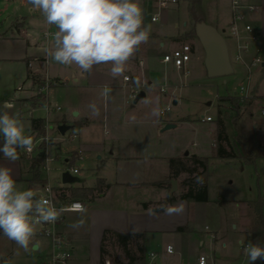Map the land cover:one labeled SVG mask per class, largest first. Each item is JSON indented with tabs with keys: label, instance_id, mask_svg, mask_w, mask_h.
I'll return each instance as SVG.
<instances>
[{
	"label": "crops",
	"instance_id": "0c3cea01",
	"mask_svg": "<svg viewBox=\"0 0 264 264\" xmlns=\"http://www.w3.org/2000/svg\"><path fill=\"white\" fill-rule=\"evenodd\" d=\"M207 1L210 3L212 0ZM246 1L261 6L257 12L250 13L248 16L264 42V0ZM139 2L144 10L145 24L151 25L149 39L140 45L128 61L124 74L113 78L110 75L111 64L97 65L91 72H83L76 65L65 66L49 59L45 50L52 47L56 27L48 25L39 11H33L28 0H0V113H19L25 125V135H29L33 132L32 117H25L29 105L23 103L32 92V80L29 78V73L38 75L48 73L54 79L50 72L51 70L57 72V84L61 85L67 97L61 101V111L53 112L51 113L53 115L49 116L52 121L50 127L54 128L55 123L57 126L71 125L70 128H74L73 131L77 132L78 137L66 153H76L80 150L82 152L80 160L89 161L96 173V180L90 185L82 184V179L81 183L67 186L65 197L70 198L69 188L72 186L94 187L98 178H103L105 183L109 184V187H104L92 201H84L85 213L71 211L64 214L59 229L70 239L72 257L69 264H100L101 242L107 231L122 234L144 233L146 254L150 251L157 252L155 264L157 262L199 264L200 255L207 256L206 264H252L245 254L242 255L243 248L237 256L227 254L229 243L225 240L219 243L217 238L219 239L221 235L219 230L214 228L210 230L217 238L212 239L211 254L202 252L195 256L194 261L189 259L190 253L193 252L194 236L198 233L194 227L191 210L200 202L178 199L172 204L168 203L169 196H178L182 192L179 183L184 176L182 174L177 178L178 189L171 195L170 179L172 177H170L169 159L206 155L205 153L191 155L188 151V154H183L186 145L181 147L180 152L177 148L168 150L162 146V137L166 133L163 129L164 125L173 123L174 127H177L182 123L189 124L190 119L181 117L159 119L153 115L151 108L155 106L159 109V104L163 101V93L167 91H170L174 98L173 104H177L180 99L178 90L185 85L175 79L182 70L177 69L172 63L163 62V55L183 44L191 46V58L196 53L199 57L202 50L196 47V39L186 36L191 31L192 23L188 0H180L177 5L168 9H160L157 0H139ZM205 3L206 0H202L199 8L203 19L212 25L215 24V20L219 22L218 19L213 20L211 16L209 17L204 8ZM153 16L159 17L153 21ZM158 21L160 23H157ZM251 56L252 54L248 53L245 57L249 60ZM30 62L32 66H29ZM241 65L246 70L245 66ZM254 72L252 108L255 100L262 102L261 107L264 105V72L259 70ZM125 76H129L130 81H126ZM245 78L246 75L244 81ZM105 87L111 90L107 97L102 95ZM162 87L165 88L164 92L161 91ZM51 91H54L53 88ZM140 92H144L145 95L135 102ZM132 94L136 96L133 97ZM52 99L49 93L48 101L51 104L57 103L54 95ZM92 102H95L100 109L98 116L93 115L88 108ZM145 109L152 112H145ZM74 112L77 114L75 115ZM208 115L212 116L211 114L205 116ZM205 116H202L203 122L207 121L203 119ZM262 118L264 120L263 116ZM209 122L212 123V127L207 128L208 133L205 136L207 135L211 152L215 155L216 124L215 120ZM256 128L259 131L262 130L259 124ZM228 134L232 137L235 131ZM263 135L262 133L255 138L256 142L262 144L264 150ZM2 143L3 139L0 137V146ZM68 143L69 141H66V144ZM57 146L61 149V143ZM18 151L20 158L15 162L8 161L0 153V165L12 170L19 189L27 190L31 187L38 193L41 184H31L32 160L23 156V150L18 149ZM66 158L68 157L64 159ZM43 161L44 159L40 163L41 177L51 183L49 174L45 176L43 172L46 166V162L43 164ZM239 162L244 165L240 160ZM60 184L61 182L52 185ZM261 194L264 195V191L259 193ZM144 203L148 204L147 208L143 206ZM161 205L167 207L182 205L183 210L179 213L153 210ZM247 205L249 207V203ZM78 219H83L84 225L78 229L70 227ZM180 226H187L188 231H177ZM206 226L209 225H205L204 229ZM246 228L244 226L243 229H239V244L240 241L245 242L243 235L247 233ZM4 240L9 239L3 234L0 235V244ZM139 241L142 240L139 239ZM199 243L202 244L203 241ZM167 245H173L175 252L167 253ZM218 245L225 251L222 261L217 257ZM50 251L49 240L40 236L36 227V235L30 242L29 250L25 251L27 256L33 259L31 264H40L38 261L41 255H49ZM11 255V252L0 253V259H8ZM255 264L259 263L256 261Z\"/></svg>",
	"mask_w": 264,
	"mask_h": 264
},
{
	"label": "rangeland",
	"instance_id": "374dc122",
	"mask_svg": "<svg viewBox=\"0 0 264 264\" xmlns=\"http://www.w3.org/2000/svg\"><path fill=\"white\" fill-rule=\"evenodd\" d=\"M204 6V5H203ZM209 17L215 20L214 26L224 35L226 38L228 48L231 57L234 55V41L228 37V24L231 21V7L230 0H212L210 3L206 0L205 7ZM210 20V22H213ZM157 23H160L158 21ZM225 29V30H224ZM191 31L194 32V24L191 23ZM196 39V47L202 50L199 57L197 53L193 54L192 58L188 62L189 73L186 75L184 71H181L179 75L175 77L177 82L185 84L178 90L180 97L177 104H173L174 98L170 91L163 93V101L159 104V113L162 108L169 107L166 110L164 116L161 113L157 116L159 119L163 117L166 119H178L185 118L190 119L189 124L182 123L177 127L165 129L166 133L162 137V146L169 149H180L186 145V149L183 150V154L190 152L191 155L195 153L203 154L209 157V177H208V200L200 201L199 204L194 206L191 210V216L193 217L194 227L197 229V234L194 236L193 252L190 253L189 259L194 261L195 256L200 253H210L213 240L210 233H207L204 229L205 225H209L211 230L218 229L220 232L219 243L225 240L229 243V248L226 250L227 254L237 256L242 249L241 244L238 243L239 229H243L244 226L248 227L252 222V211L248 207L250 201L256 200L260 192L264 191V157L259 158L255 164L242 165L237 159H220L216 157L212 152L208 143L207 128L212 127V123L209 121L203 122L202 116L211 114L213 120L217 117V112L221 110L226 116V124L228 126V132L233 133L234 127L232 124V118L236 115V111L227 101L222 100V96L233 95L235 92L240 91V84L244 81L246 70L241 63L233 60L234 73L226 77H214L210 78L206 74L204 65V51L197 36H191ZM257 69L255 70V72ZM254 72V73H255ZM51 76L58 80L57 72L51 70ZM186 75V76H185ZM60 84L53 86L54 91H50V98L53 95L57 99V103L53 106L62 107L61 101H63L67 94ZM32 92L30 97L25 99L23 103H27L29 106L41 104L43 100L42 93H39L37 88L31 85ZM52 90V89H51ZM53 100V99H52ZM210 102V104H209ZM134 104V103H133ZM262 102L255 100L253 102V108L251 111L254 115L242 112V117L247 118L248 126L254 128L259 124L262 130L259 131L255 128L256 137L260 134H264V120L260 114ZM252 107V106H251ZM151 109H156L155 106ZM145 112H152L149 109H145ZM252 113V114H253ZM46 114L45 106H41L33 111L34 117H43ZM51 116L53 114H50ZM60 115V113H55ZM26 118L32 117L29 109L25 113ZM49 123H52L49 118ZM165 125L163 126L164 129ZM74 128H70L66 131V135ZM46 134V133H45ZM44 134V136H45ZM33 137V150H46L48 151V157L50 160L43 168L45 176L49 174V180L52 184H58L61 180L62 169L64 168V158L71 157L72 153H66L75 143L74 140L69 141H57L56 136H62L58 132L57 124L49 132L50 141L41 139V135L35 132L29 133ZM107 137V136H106ZM264 140V135H263ZM58 143H61V149H58ZM165 148V149H166ZM62 151V153L60 152ZM25 158L29 159L26 155ZM34 156H30V160ZM45 161H43V164ZM29 164V162H26ZM76 165L79 168V176L83 179L84 185H90L96 180V173L92 164L85 159L77 161ZM48 166V170L46 167ZM186 175L183 176V178ZM180 188V186H179ZM39 190V189H38ZM262 195V194H261ZM264 196V195H262ZM264 211V210H263ZM212 232V231H211ZM245 242L251 241V236L248 233L243 235ZM203 243H199L200 241ZM199 247V248H198ZM110 252L116 255L122 262H127V258L121 248L112 247L109 248ZM242 255L245 254L242 250ZM9 253L11 256L8 259H0V264H31L33 259L28 257L25 250L18 246L15 242L4 240L0 244V253ZM225 251H223L219 245L217 248V257L222 261V257ZM170 257V255H168ZM38 263L49 264L48 255H41ZM161 264V262H157Z\"/></svg>",
	"mask_w": 264,
	"mask_h": 264
},
{
	"label": "clouds",
	"instance_id": "9594fccd",
	"mask_svg": "<svg viewBox=\"0 0 264 264\" xmlns=\"http://www.w3.org/2000/svg\"><path fill=\"white\" fill-rule=\"evenodd\" d=\"M28 3L33 11L43 15L48 25L57 29L52 47L45 50L46 56L65 66L76 65L83 72L111 64L110 75L122 76L128 61L151 33L139 0H28ZM110 91L105 87L102 95L107 97ZM88 108L93 115L100 114L95 102ZM159 114L158 109L153 110V115ZM0 137L3 139L0 153L10 162L20 158L18 149L26 152L33 149V137L25 135L19 113H0ZM196 183L202 184L203 178L197 176ZM72 207L81 214L86 212L82 204ZM182 210V205L165 207L167 213ZM63 211L32 189H19L12 170L0 165V233L9 240L28 251L37 225L56 223ZM83 225L84 220L78 219L70 227L78 229ZM240 244L252 264L264 261V245L251 241L246 246L244 241Z\"/></svg>",
	"mask_w": 264,
	"mask_h": 264
},
{
	"label": "trees",
	"instance_id": "16d2710c",
	"mask_svg": "<svg viewBox=\"0 0 264 264\" xmlns=\"http://www.w3.org/2000/svg\"><path fill=\"white\" fill-rule=\"evenodd\" d=\"M189 11L192 22L204 20L199 8L202 0H188ZM186 36H195V32H188ZM40 75L29 73V78L36 83ZM223 101L229 102L236 111V115L232 118V124L235 134L230 137L226 125V116L219 110L215 119L216 124V153L215 156L220 159H238L243 164H255L256 161L264 156L262 144L256 142V130L248 126L247 118L242 117L241 113L252 114V98H241L237 95L222 96ZM32 129L39 134L45 133V119L41 117H32ZM40 155L34 157L31 162L32 179L31 184H41L43 186L46 180L41 177L40 163L42 161ZM169 168L172 178H179L180 175H186L179 183L182 192L178 196H169L167 201L169 204L174 203L178 199L188 201H207L208 200V177L209 157L194 155L191 157H172L169 159ZM202 177L203 183L197 184L196 177ZM104 187H109L103 178H98L94 187H74L69 188L70 198L80 199L85 202L92 201L98 192ZM31 189V187H30ZM145 208L148 207L144 203ZM165 205L153 208L154 211H164ZM249 208L252 211V222L246 228V232L251 236V242L264 245V196L259 195L256 200L249 202ZM177 231H188L187 226H180ZM3 233H0L2 235ZM145 234H122L118 232H105L100 247V264H105L107 258H112L114 263H120L121 260L110 252L109 248L119 247L124 252L128 264H144L147 260L146 247L144 244ZM139 239L142 241L140 242ZM264 264V261H257Z\"/></svg>",
	"mask_w": 264,
	"mask_h": 264
},
{
	"label": "built area",
	"instance_id": "2783aa9c",
	"mask_svg": "<svg viewBox=\"0 0 264 264\" xmlns=\"http://www.w3.org/2000/svg\"><path fill=\"white\" fill-rule=\"evenodd\" d=\"M180 0H157L158 6L160 9H168L171 6L177 5ZM230 7H231V21L228 26V37H230L234 41V55L231 57V61L239 62L243 64L246 68L247 74L245 81L240 84V91L235 92L233 95L240 96L241 98H252L253 97V88H252V76L253 72L257 69L260 72H264V42L262 40L261 34L257 31L255 26L249 20V14L257 12L260 9V5L256 3L247 2L246 0H230ZM159 16H153L152 20L155 21L158 19ZM48 36V33H47ZM252 54L251 58L248 60L246 59V54ZM192 49L189 44H183L180 47L165 53L163 55L162 61L165 63H172L177 69L184 71L185 74L189 73L188 69V62L191 59ZM29 66H32V63H29ZM264 77V76H263ZM124 79L126 81H130L129 76H125ZM58 83L57 80L52 79L48 73L41 74L39 80L36 83H33L32 86L37 88L39 93H42L43 100L41 104L28 106L29 112L33 117L32 113L37 108L41 106H45L46 114L45 116L41 117L45 119L46 127H45V136L44 134H39L37 131H33L38 135H41V139H45L49 142L50 136L49 132L53 128L50 127L49 123V116L53 112H60L61 107L53 106L48 101V96L53 88L54 85ZM161 91H165V88L162 87ZM133 97L136 94H132ZM169 107L162 108L160 113L162 116L165 115L166 110ZM260 114L264 117V105L260 108ZM204 120L211 121L213 120L212 116H205ZM59 132V130H58ZM60 133V132H59ZM78 137L77 132L71 131L66 135V132L62 134V136H57L55 139L60 141H71L75 140ZM45 152L44 161L47 163L50 158L46 150H42ZM41 150H33L31 152H26L23 150V156L26 155L29 159L30 156H38L42 152ZM33 157V158H34ZM82 158V152L79 150L76 153H72L71 157L64 159L62 169V173L68 171L72 175H77L79 173V168L76 165L77 161ZM48 170V166L46 167ZM62 180V178H61ZM71 184L63 183L58 186H54L49 182H46L43 186H41L38 195L43 196L51 201V203L57 209H64L61 213L60 219L54 224H40L37 225V233L48 239L51 245V251L48 255L49 257V264H69L70 259L72 257V247L70 243L69 237L62 232L59 227L63 222L64 214L66 212L76 211L73 209L72 205L79 203L86 208V204L84 201L80 199H72L65 197V188L70 186ZM205 230L210 233L212 239L216 236L213 232H211L210 227L206 226ZM248 242H244V246L247 245ZM242 246V245H241ZM244 249V247L242 246ZM166 252L172 254L175 252L173 245L166 246ZM147 260L144 264H155L154 261L157 257V252L150 251L146 254ZM199 264H206L207 263V256L200 255L198 258ZM105 264H128L127 262H120L114 263L113 260L107 258L105 260ZM191 264V263H186Z\"/></svg>",
	"mask_w": 264,
	"mask_h": 264
},
{
	"label": "water",
	"instance_id": "95a60500",
	"mask_svg": "<svg viewBox=\"0 0 264 264\" xmlns=\"http://www.w3.org/2000/svg\"><path fill=\"white\" fill-rule=\"evenodd\" d=\"M194 32L200 42L204 51V65L206 74L210 78L214 77H226L234 73L233 63L230 57V51L224 35L218 30V28L212 24L207 23L205 20L199 21L194 25ZM145 95L144 92H140L136 98L137 102L141 97ZM210 103V102H209ZM76 115L77 112H74ZM175 124L169 123L165 125L164 129L173 128ZM71 125L60 124L57 129L61 134H64ZM188 154V152H186ZM45 152L40 153L41 157H44ZM62 182L67 184L81 183L82 179L77 175H72L68 171H65L61 175ZM170 194L173 195L178 189L177 179H170Z\"/></svg>",
	"mask_w": 264,
	"mask_h": 264
}]
</instances>
